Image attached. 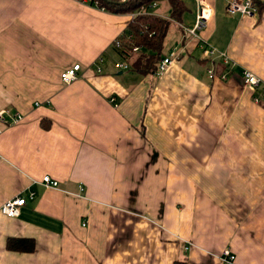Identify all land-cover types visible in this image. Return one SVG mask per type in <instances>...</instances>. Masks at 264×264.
Listing matches in <instances>:
<instances>
[{
	"label": "crops",
	"instance_id": "crops-1",
	"mask_svg": "<svg viewBox=\"0 0 264 264\" xmlns=\"http://www.w3.org/2000/svg\"><path fill=\"white\" fill-rule=\"evenodd\" d=\"M183 1L161 55L174 60L142 73L115 42L134 11L0 0V109L23 113L0 131V206L26 198L19 215L0 211V264H224L225 248L233 264H264V107L242 76L264 87V9L205 0L193 35L201 0ZM76 62L81 76L62 82Z\"/></svg>",
	"mask_w": 264,
	"mask_h": 264
},
{
	"label": "trees",
	"instance_id": "trees-1",
	"mask_svg": "<svg viewBox=\"0 0 264 264\" xmlns=\"http://www.w3.org/2000/svg\"><path fill=\"white\" fill-rule=\"evenodd\" d=\"M160 0H89L92 4L113 12H132L142 6L147 11L136 14L129 22L123 35L115 42L124 48L125 56H130L131 65L142 73H152L162 55L165 37L172 19L180 20L186 9L183 0H166L170 5L168 16L158 15L149 7L152 2ZM255 4L264 9V1L254 0ZM138 47L135 51L134 47ZM33 240L28 237H11L7 239V247L14 250L32 249ZM174 264H180L175 261Z\"/></svg>",
	"mask_w": 264,
	"mask_h": 264
},
{
	"label": "built area",
	"instance_id": "built-area-1",
	"mask_svg": "<svg viewBox=\"0 0 264 264\" xmlns=\"http://www.w3.org/2000/svg\"><path fill=\"white\" fill-rule=\"evenodd\" d=\"M156 2H152L149 4L150 8L156 6ZM200 9L197 13L195 23L187 28V31L193 35H197L199 29L206 23L207 18L209 16V4L205 0L200 1ZM258 7L255 4L254 0H227V11L230 13H241L249 16H255L257 14ZM147 11L144 6H142L139 10L134 11V16L140 12ZM135 50L138 47H134ZM205 52L211 56H219L223 58L224 62H228L229 58L225 52H220L216 48L212 46H206ZM174 52H171L168 55L162 56L156 64V72L164 71L169 64L174 60ZM97 66V71H100V66ZM117 68H128L129 64L125 61H117L115 63ZM81 64L80 62H76L71 66L64 68L61 71V80L64 83H69L78 77L81 76ZM209 75L214 76V68L210 67L208 69ZM225 77V74L222 75ZM242 76L244 82L252 89L253 91V100L257 103L262 104L264 107V87L261 86L260 77L250 69L244 68L242 71ZM114 100V98H112ZM23 118V113L19 110H11L9 108L0 109V131H2L3 126L10 125L13 123H17L21 121ZM42 183L46 186H58L59 181L55 178H52L49 174H46L41 179ZM33 192L31 193V196ZM26 203L25 196H12L5 200L1 206L0 211L9 216H17L20 213L21 207ZM234 254L230 250V248H225L222 252V259L224 264H233L234 263Z\"/></svg>",
	"mask_w": 264,
	"mask_h": 264
}]
</instances>
